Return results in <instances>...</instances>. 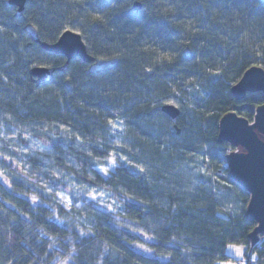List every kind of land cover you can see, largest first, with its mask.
I'll use <instances>...</instances> for the list:
<instances>
[{"label":"trees","instance_id":"16d2710c","mask_svg":"<svg viewBox=\"0 0 264 264\" xmlns=\"http://www.w3.org/2000/svg\"><path fill=\"white\" fill-rule=\"evenodd\" d=\"M68 28L94 62L68 61L37 41L54 43ZM35 65L51 74L33 76ZM255 66L264 68V0H27L21 13L0 0V108L19 132L58 134L43 136L61 174L44 191L9 158L0 264H214L231 259L229 244L245 247L246 264L253 256L264 264V234L250 237V193L229 178L235 147L218 141L225 114L252 123L264 103L263 92L239 101L231 91ZM168 104L177 118L162 111ZM116 120L124 134L95 140ZM67 131L88 149L63 155ZM90 189L107 191L116 211H91L87 223L75 209Z\"/></svg>","mask_w":264,"mask_h":264},{"label":"water","instance_id":"95a60500","mask_svg":"<svg viewBox=\"0 0 264 264\" xmlns=\"http://www.w3.org/2000/svg\"><path fill=\"white\" fill-rule=\"evenodd\" d=\"M26 3L27 0H9V4L17 7L20 13L25 10ZM141 7V2H135V10H140ZM37 41L44 50L63 55L68 61L81 59L86 63H92L95 60L88 52L81 34L75 31L63 32L54 43L39 39ZM31 74L44 79L51 74V70L46 66L35 65L31 69ZM231 91L239 101L247 93H264V68L257 66L249 68L233 85ZM162 111L172 119L180 115V109L173 104L163 106ZM218 141L240 149L228 153L226 160L229 178L250 193L247 217L257 222L250 234L252 243L255 244L260 234H264V103L256 109L252 123L235 112L225 114L219 123Z\"/></svg>","mask_w":264,"mask_h":264},{"label":"rangeland","instance_id":"374dc122","mask_svg":"<svg viewBox=\"0 0 264 264\" xmlns=\"http://www.w3.org/2000/svg\"><path fill=\"white\" fill-rule=\"evenodd\" d=\"M5 116L6 112L0 108V177L2 173L8 172L7 166L5 164L9 163V158L14 156V158L17 159L18 162L23 165L22 168L25 169L35 181H38L44 186V191H48V189L52 186L50 185L51 183H47V178H51L54 174H56V176H61V174L59 172L57 173L56 169L52 165L51 155L55 153V148H53L51 142L49 144V140H47L43 136V134H50L53 137V140H59L58 134H56L55 131L54 133L49 131L45 132V126L42 128L37 126V128L34 130L37 133L19 132L16 127L12 126L9 122L5 120ZM113 125H116V127H113ZM125 131L126 125L124 124V122L121 120H116L104 127L103 137H99V139L95 138V140L101 141V139L105 138H114L115 135L119 136L121 134H124ZM62 135H64L66 141V143L62 144V148L64 149L62 153L63 155H74L77 151H85L88 149V142L80 140L79 138H71L69 131L63 132ZM68 145L70 146L67 147ZM115 152L119 153L125 161H128V163L137 164V166H142L139 161L133 159V157H130V155L125 149H115ZM28 157L36 158L38 165L33 166L30 162L27 161L29 160ZM194 163L195 162H190V164L187 166V170L190 173L194 170ZM148 170L150 172H147V170L144 172L146 176L148 178L153 177L155 175L153 173V170ZM197 171L198 173L200 172L199 167ZM182 177L186 176L183 175ZM186 181H189V178H186ZM92 194L97 195V200L92 199ZM81 195L83 198L82 203L79 204L78 208L75 209V212L84 222L90 223L91 211H108L109 207L112 208L109 202L110 194L105 190H81ZM115 211L110 212L114 213ZM230 245L233 247L230 248ZM236 249H240L241 254L238 255L236 253ZM227 254L231 257L230 260L216 261L214 264L247 263L248 257L245 254V247L242 245L229 244L227 247ZM252 259L253 261H256L255 256H253Z\"/></svg>","mask_w":264,"mask_h":264},{"label":"snow or ice","instance_id":"6c2138e0","mask_svg":"<svg viewBox=\"0 0 264 264\" xmlns=\"http://www.w3.org/2000/svg\"><path fill=\"white\" fill-rule=\"evenodd\" d=\"M66 31L67 32H71L72 31V29L71 28H68V29H66ZM122 123V122H121ZM113 127H116V125H113ZM121 130H123V129H121ZM111 163H113V164H115V161L113 160V161H111ZM105 175H107V169L105 168V169H102L101 170ZM101 195H102V193H101ZM63 197L61 198V200L63 201ZM92 199L93 200H97V195H95V194H92ZM108 210L109 211H115V209H112V208H108ZM81 235H85L83 232H81ZM50 247H51V245H50ZM230 248H232L233 246H229ZM236 253L239 255V254H241V252H240V249H236Z\"/></svg>","mask_w":264,"mask_h":264},{"label":"flooded vegetation","instance_id":"af4514ba","mask_svg":"<svg viewBox=\"0 0 264 264\" xmlns=\"http://www.w3.org/2000/svg\"><path fill=\"white\" fill-rule=\"evenodd\" d=\"M233 150H234V151H238V150H240V149L235 148V149H233ZM233 150H232V151H233Z\"/></svg>","mask_w":264,"mask_h":264}]
</instances>
